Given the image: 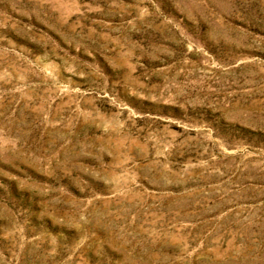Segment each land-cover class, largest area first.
<instances>
[{"label":"rangeland","instance_id":"obj_1","mask_svg":"<svg viewBox=\"0 0 264 264\" xmlns=\"http://www.w3.org/2000/svg\"><path fill=\"white\" fill-rule=\"evenodd\" d=\"M0 264H264V0H0Z\"/></svg>","mask_w":264,"mask_h":264}]
</instances>
